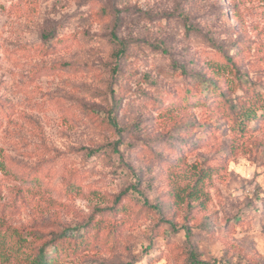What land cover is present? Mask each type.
Returning <instances> with one entry per match:
<instances>
[{"label":"rangeland","instance_id":"obj_1","mask_svg":"<svg viewBox=\"0 0 264 264\" xmlns=\"http://www.w3.org/2000/svg\"><path fill=\"white\" fill-rule=\"evenodd\" d=\"M10 229L54 264H264V0H0V264Z\"/></svg>","mask_w":264,"mask_h":264},{"label":"trees","instance_id":"obj_2","mask_svg":"<svg viewBox=\"0 0 264 264\" xmlns=\"http://www.w3.org/2000/svg\"><path fill=\"white\" fill-rule=\"evenodd\" d=\"M112 41L121 46L122 49L121 51H124L126 47H124V42L120 41L118 39V37L116 36V34H112ZM229 61V59H228ZM213 68V67H212ZM213 73V78H214V82L210 83V85L214 88L218 87L219 85V76L217 74H219V71L215 72V69L213 68V71H211ZM206 90V88H205ZM213 90V89H212ZM205 92V91H204ZM237 116L240 120V127H243L245 125L246 122L253 120L256 117V104L254 103H249L248 106L246 107H240L238 109V113ZM187 199H190V201H194L200 198V196L198 195V191H194L191 190L188 194H187ZM183 198H180L179 201L182 202ZM70 233L69 231H65L61 236V238L67 237V234ZM5 236L9 237L10 240H12L13 238L17 240V242L15 244L12 245V254L16 260V264H54L55 261L57 260V256L58 254L53 255L51 248L52 245H48V246H44L42 248H40L38 251H33L31 253H26L25 250H27V243L25 240H23L20 237V232L18 230L15 229H10L7 230L6 235L2 236L1 239H4ZM56 247H54V252L56 253ZM1 256V261L5 262L7 260V258L4 255H0Z\"/></svg>","mask_w":264,"mask_h":264}]
</instances>
